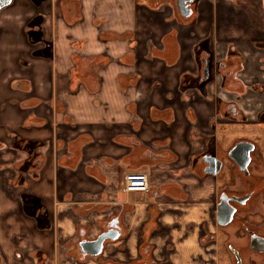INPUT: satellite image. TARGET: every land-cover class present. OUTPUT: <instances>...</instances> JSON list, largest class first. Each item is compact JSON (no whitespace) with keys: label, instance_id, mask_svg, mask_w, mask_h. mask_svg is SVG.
<instances>
[{"label":"crops","instance_id":"0c3cea01","mask_svg":"<svg viewBox=\"0 0 264 264\" xmlns=\"http://www.w3.org/2000/svg\"><path fill=\"white\" fill-rule=\"evenodd\" d=\"M170 1L12 0L0 10V264H219L226 176L206 173L200 157L205 137L229 142L218 137L229 123L217 120V89L186 85L189 49L216 36L223 1L231 40L243 35L228 0L208 16L212 1L200 0L190 23ZM250 70L264 81V66ZM132 170L147 173L148 192L125 191ZM114 218L120 236L100 255L79 249Z\"/></svg>","mask_w":264,"mask_h":264},{"label":"flooded vegetation","instance_id":"af4514ba","mask_svg":"<svg viewBox=\"0 0 264 264\" xmlns=\"http://www.w3.org/2000/svg\"><path fill=\"white\" fill-rule=\"evenodd\" d=\"M199 1L171 0L170 2L177 19L190 23L197 18ZM228 1L253 26L258 29L264 27V0ZM214 38V34L209 31L202 38L192 42L189 54L194 67L187 72L189 74L186 85H191V88L196 89L198 93L206 94L213 89L219 91L215 100L217 120L222 119L232 125L251 124L247 122L249 120V117H246L247 110L243 108L241 102L250 91L252 94L259 95L260 99H264V81L259 79L256 73L251 72L253 70H250L251 73L248 74L251 77L246 78V70L253 65L259 71V60H263V57L249 66V59L234 41L228 42L221 52L217 49ZM31 47L37 48L35 44ZM253 47L259 52V44L253 43ZM216 79L218 81H215ZM213 81H215L214 84ZM254 122L256 123L252 124L259 125V131H264L263 102L259 104V113L256 114ZM204 140L205 151L200 157L202 169L205 171L211 165L205 157L215 156L217 161L222 162L221 169L216 175H225V181L228 182L218 193L217 205L223 197L224 201L227 200L228 204L235 209L229 223L221 225L217 221L219 228L227 236L226 254L231 264H264V139L260 138V135L256 141L253 138L240 136L230 138L229 145L223 153L224 156L218 153L214 135L205 137ZM241 141L251 143L250 152L244 150L234 152L233 158L231 152ZM23 146L30 151L29 155L35 152L32 143ZM26 163L28 161H25V165ZM115 220L116 218L112 219L111 224ZM78 246L81 250L80 245Z\"/></svg>","mask_w":264,"mask_h":264},{"label":"rangeland","instance_id":"374dc122","mask_svg":"<svg viewBox=\"0 0 264 264\" xmlns=\"http://www.w3.org/2000/svg\"><path fill=\"white\" fill-rule=\"evenodd\" d=\"M212 1V8L208 7L207 8L210 10L207 12V16L209 15V12H213L214 10H218V8H216L218 6L217 2H219V0H211ZM221 9L219 10L220 12V16L219 20L216 19L213 22L215 23L213 26V29H216V36L214 38V42L217 46V49H219L221 52L222 50H224L225 45L230 42L233 41L230 38L231 36L227 33L226 29L228 28V25L230 23H225V18H223V16H221V12H222V8L226 11L230 10L228 8V4L226 3V1H223L220 3ZM231 8V7H230ZM238 10V9H236ZM236 10H232L233 12L232 14V27L237 29L239 31V34L241 33L243 35V37H236L234 42L235 44L239 47V49L246 54V58L249 59V61H254L256 62V60L260 57H263V60H259V67L264 65V50L259 48V52L258 49H256L257 51H255V47H253V43H256V45L259 44V46L264 48V32L259 31L257 27L253 26L252 24H250V22L246 21L245 19H243L241 15V13L239 11ZM205 12V14H206ZM205 24L204 23H200L198 24V28L202 29L204 28ZM264 30V29H263ZM258 34V35H257ZM247 36V37H246ZM259 37H263L259 38ZM250 63V62H249ZM261 74V73H259ZM247 76H245L246 78H250L251 76L246 74ZM258 75V74H257ZM259 76V75H258ZM264 80V79H263ZM250 81V80H249ZM214 92V89H213ZM263 102L264 105V99H260L259 95L257 94H252L251 91L245 96V99L241 102L243 105V108H245L247 110V115L246 117H249V120L247 121L248 123L251 124H240V125H232V124H227L225 125L226 129L225 131L221 132V130H219L218 132V137L220 138V140L222 139L223 136H225L227 139L231 138L234 139L236 136L237 137H246V138H253L254 141H256L257 137L264 139V131H259V125L258 124H252V123H256L255 121V116L257 113H259V104ZM229 143L225 142L223 144L218 143V153L221 156H224L223 153L225 152V149L228 147ZM223 146H225L224 148H222ZM260 150L262 151V148L260 147ZM264 150V148H263ZM228 182H224L221 183V188H224L226 186ZM227 238L226 234H225V239ZM223 248H225V246H222ZM218 258H219V264H230V258L228 255H226V251L222 250L221 248H219L218 250Z\"/></svg>","mask_w":264,"mask_h":264},{"label":"water","instance_id":"95a60500","mask_svg":"<svg viewBox=\"0 0 264 264\" xmlns=\"http://www.w3.org/2000/svg\"><path fill=\"white\" fill-rule=\"evenodd\" d=\"M12 0H0V10L9 5ZM251 143L247 141H241L236 145V147L232 150L231 155L234 158V152H239L240 150H244L245 152H250ZM206 161H209L211 165L209 168L205 169L206 173H210L212 175H216L217 171L221 169L222 162L217 161L215 156L205 157ZM248 160V158H247ZM245 160V161H247ZM223 195V194H222ZM235 209L228 204L227 200L224 201L222 197L221 201L217 205V221L221 225H226L233 218V213ZM120 236L119 226L115 220L110 226L109 229L100 233L95 239L82 240L78 243L81 247V251L90 256L100 255L105 248V245L108 241H113L118 239ZM240 263V262H239Z\"/></svg>","mask_w":264,"mask_h":264},{"label":"built area","instance_id":"2783aa9c","mask_svg":"<svg viewBox=\"0 0 264 264\" xmlns=\"http://www.w3.org/2000/svg\"><path fill=\"white\" fill-rule=\"evenodd\" d=\"M125 191H149V179L147 173L139 170H132L125 175Z\"/></svg>","mask_w":264,"mask_h":264}]
</instances>
